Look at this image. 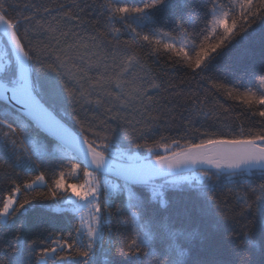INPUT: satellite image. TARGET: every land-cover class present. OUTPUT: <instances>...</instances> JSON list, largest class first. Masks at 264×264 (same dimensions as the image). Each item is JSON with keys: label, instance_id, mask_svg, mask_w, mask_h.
Returning <instances> with one entry per match:
<instances>
[{"label": "snow or ice", "instance_id": "6c2138e0", "mask_svg": "<svg viewBox=\"0 0 264 264\" xmlns=\"http://www.w3.org/2000/svg\"><path fill=\"white\" fill-rule=\"evenodd\" d=\"M183 4L188 7L187 16L181 4L172 0H140L139 5L103 0L96 11L103 9L100 17L109 26L93 33L80 14H70L71 8L79 5L69 6V11L57 5L59 18L53 16L50 21L41 13L51 16L57 9L25 4L23 11L10 17L13 6L0 0V34L10 45V54L5 52L0 60V101L5 105L0 112V172L7 177L9 188L0 195V218L23 215L30 208L44 206L40 202L50 201L56 205L50 211L71 224L70 230L52 231L51 219H43L31 236H26L21 224L10 242L0 244V264H98L101 253L106 261L110 254L122 258L110 264H187L178 230L162 231L144 221L148 206L142 199L145 189L153 199L164 200L169 189L195 188L203 198L201 213L215 211L219 224L235 220L233 210L215 195L224 186L225 176L229 180L238 177L237 188L246 183L244 173L252 169L264 180V60L251 72L259 82L243 92L211 75L214 62L225 49L242 34L247 36L258 21H264V0H239L238 15L230 3V11H225L226 4L217 0H202L198 9L189 6L190 0ZM197 10L200 24L192 15ZM161 11L172 19L173 32L186 34L185 24L195 26L193 39L174 42L171 33L163 31L158 16ZM61 20L65 21L63 27ZM96 23L103 27L99 19ZM117 24L120 27H115ZM125 32L132 34L134 43L120 39ZM161 50L165 63L171 62L169 70L183 65L186 71L210 80L230 98L241 101L253 117L261 118L260 130L245 133L242 129L234 135L203 133L205 138L198 143L185 140L182 144L179 139L162 143L166 140L163 136L152 139L163 124L174 119L165 110L168 101L159 95L161 91L182 95L176 85L157 83L160 76L152 65H161ZM207 99L193 96L188 100L194 115L211 114L204 110ZM65 104L71 106L66 115L79 125L77 132L70 131L54 114L57 106ZM101 109L105 119L95 125ZM94 126L103 134L94 131ZM49 144L54 145L51 151ZM144 150L146 154H142ZM45 163L50 167L41 171ZM17 169L38 174L17 182L12 178ZM186 169H193L194 174L184 175ZM66 177L77 182L68 183ZM257 191L255 199L244 193L240 202L246 208L255 205L264 222V183L253 193ZM118 194L126 197L125 207L117 209V215L130 213L122 221L129 235L122 242H113L108 220ZM240 237L245 247L255 242L250 230L241 232ZM186 238L191 240L194 234L187 233ZM161 239L165 246L157 247ZM259 243L264 245V237Z\"/></svg>", "mask_w": 264, "mask_h": 264}, {"label": "trees", "instance_id": "16d2710c", "mask_svg": "<svg viewBox=\"0 0 264 264\" xmlns=\"http://www.w3.org/2000/svg\"><path fill=\"white\" fill-rule=\"evenodd\" d=\"M8 2L13 6L9 12L10 17H15L17 13L23 11L25 4L36 3L52 9H57V5H64L63 11H69V6L75 4L79 5V8H71L70 14H80L82 19L87 22L89 31L93 33L104 31L109 26L107 21L100 17V12L103 9L96 11V7L103 3V0H8ZM120 2L140 4V0H120ZM172 2L181 4L183 14L187 16L188 7L184 6L183 0H172ZM201 2L202 0H190L189 6H197L198 9ZM217 2L226 4L225 11H230L227 6L230 3L231 7L236 9V14H239V0H217ZM87 5H92V8L86 7ZM80 9H83L82 13H80ZM58 12L59 10L57 9V11L52 12L51 16L44 13H41V15L51 21L53 16L59 18ZM25 14L27 15L28 13L25 12ZM60 15H62V12H60ZM192 15L197 17V24H200L198 19L199 11H194ZM158 16L161 20L163 31L171 33L175 38L174 42L179 43L182 39H193L192 33L195 26L189 27L188 24H185V28L188 30L186 34L173 32L171 27L172 19L169 15L161 11ZM98 19L103 27L97 26L96 22ZM210 20L211 17H209V27ZM164 21H167V23H163ZM64 25L65 21L61 20V26L63 27ZM67 27L71 28L73 25L68 24ZM115 27H120V25L117 24ZM120 39L128 41L130 44L134 43L132 34L129 32L122 34ZM5 41L6 38L0 34V60L4 58L5 52L10 54V46L6 45ZM237 41L226 48L223 54L217 58L211 75L224 78L225 83L230 88L239 87L240 91L243 92L254 88L259 82V77L253 78L251 72L253 69H257L261 61L264 60V21H258L257 24L248 30L247 36L242 34L241 37L237 38ZM199 43L200 41L197 40L196 44L199 45ZM135 44L138 48H143V44L139 42H135ZM144 51L147 52L148 49H144ZM189 53L192 54L190 45ZM160 60L161 65L159 67L152 65L155 73L160 76L157 83H162V87L168 84L176 85L177 91L182 93V95L173 94L169 96L161 91L159 95L166 96L168 101L165 104V110L174 119L163 124L152 139L159 140L163 136L166 140L161 141L162 143H170L172 139H179L182 144L185 140L198 143L200 139L205 138L202 135L203 133L234 135L239 134L242 129L245 133L260 130L261 118L258 116L253 117L241 101L230 98L223 90L214 87L210 80L195 76L190 70L186 71L183 65L178 66L175 71L169 70L168 64L171 62L165 63L166 55L164 50H161ZM149 63L151 64V61ZM153 95L156 94L153 93ZM193 96H199L201 99L208 98L204 105V110H211L210 115L196 116L193 114V109L188 103V100ZM161 103H164V101H161ZM4 107L5 105L0 102V112L4 110ZM70 112L71 106L65 104L57 106L54 113L69 128L77 132L79 125L76 124L72 116L66 115V113ZM103 113L104 109L96 113L99 119L95 121V125H98L99 120L105 119ZM79 114L83 118L84 113L80 112ZM88 115L91 118L92 113L90 112ZM189 117H191V122H189ZM196 129L199 131H194ZM94 131L103 134L98 126H94ZM186 131L188 135L184 136ZM89 138L95 139V137L91 136ZM44 143L48 144V141L45 140ZM0 144H2V139H0ZM53 148L54 145L49 144V150L51 151ZM2 153L3 148L0 147V154ZM142 154H146V150ZM51 163L54 165L55 161ZM49 167L50 164L45 163L40 170L45 171ZM37 174V171L24 173L17 169L12 178L17 179V182H19L20 180L30 179ZM244 176L247 177V181L239 188L235 187L238 177H233L229 180L225 176L224 186L218 188L215 193L218 202L221 204L227 203L233 210L235 220L232 223L220 222L218 224L219 218L215 211L208 215L202 214L200 209L203 206V198L197 189H188L187 185H185L186 190L179 188L169 189L164 198V203L159 198L153 199L150 190L145 189L146 195L142 199L146 200L148 206L144 214V221L149 222L162 231L168 228L178 230L179 242L185 250L184 259L187 264H193V262H200V264H264V245L259 243L261 238L264 237V222L261 221L255 205L251 208H246L240 202V198L244 193H248L250 200L255 199V195H259V192L257 191L254 194L253 190H256L260 183H264V180H261L259 171L245 172ZM47 178L48 174L46 173ZM66 178L70 182H77L71 177ZM8 190V179L4 177L3 172H0V195L5 194ZM121 197L122 194H118L117 198L113 199V214L108 220V227L113 242H122L129 235L127 226L122 221L128 219L130 213H125L123 216L117 215V209H123L126 204V197ZM40 203L44 206L30 208L23 215L9 218L6 223L0 222V244L10 242L21 224H23V231L26 236H31L37 223L43 219H51L52 231H58L62 228L70 230L71 224L66 217L50 211V207L56 206L54 202L43 201ZM248 230L252 232L255 242L245 247L241 242L240 233ZM187 233H193L194 238L191 240L187 239ZM107 239L108 233L105 234V240ZM165 243L161 239L157 247H164ZM97 259L98 264H110L111 260L119 261L122 258L118 255L110 254L106 261L103 253H101Z\"/></svg>", "mask_w": 264, "mask_h": 264}, {"label": "rangeland", "instance_id": "374dc122", "mask_svg": "<svg viewBox=\"0 0 264 264\" xmlns=\"http://www.w3.org/2000/svg\"><path fill=\"white\" fill-rule=\"evenodd\" d=\"M184 175H193L194 174V171H187V172H184L183 173ZM67 182L68 183H76V182H70L68 181V179L66 178ZM160 199V198H159ZM161 200V199H160ZM162 203L165 202V199L164 200H161ZM9 220L8 217H5V218H0V222H3V223H6L7 221Z\"/></svg>", "mask_w": 264, "mask_h": 264}, {"label": "water", "instance_id": "95a60500", "mask_svg": "<svg viewBox=\"0 0 264 264\" xmlns=\"http://www.w3.org/2000/svg\"><path fill=\"white\" fill-rule=\"evenodd\" d=\"M6 38V37H5ZM7 39V38H6ZM10 46V45H9ZM2 102V101H0ZM3 103V102H2ZM55 114V113H54ZM56 115V114H55ZM57 116V115H56ZM57 119H60L58 116H57ZM63 122V121H62ZM64 123V122H63ZM67 126V125H66ZM68 127V126H67ZM69 128V127H68ZM70 131L72 132H75L74 130H72L71 128H69ZM187 171H194L193 169H186L184 172H187ZM251 171H258L257 169H252Z\"/></svg>", "mask_w": 264, "mask_h": 264}]
</instances>
